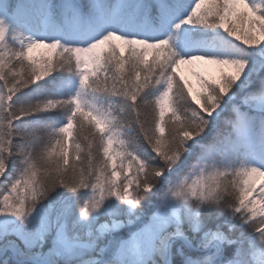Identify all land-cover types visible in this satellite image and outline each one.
Returning a JSON list of instances; mask_svg holds the SVG:
<instances>
[{"label":"snow or ice","instance_id":"1","mask_svg":"<svg viewBox=\"0 0 264 264\" xmlns=\"http://www.w3.org/2000/svg\"><path fill=\"white\" fill-rule=\"evenodd\" d=\"M0 264H264V0H0Z\"/></svg>","mask_w":264,"mask_h":264},{"label":"rangeland","instance_id":"2","mask_svg":"<svg viewBox=\"0 0 264 264\" xmlns=\"http://www.w3.org/2000/svg\"><path fill=\"white\" fill-rule=\"evenodd\" d=\"M182 67V71L184 72V74L189 78V79H193L191 76V67L187 66V65H183Z\"/></svg>","mask_w":264,"mask_h":264}]
</instances>
